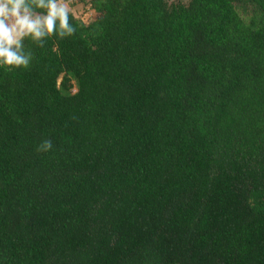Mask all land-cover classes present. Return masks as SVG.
Returning <instances> with one entry per match:
<instances>
[{"label":"trees","instance_id":"obj_1","mask_svg":"<svg viewBox=\"0 0 264 264\" xmlns=\"http://www.w3.org/2000/svg\"><path fill=\"white\" fill-rule=\"evenodd\" d=\"M174 1L0 61V264H264V0Z\"/></svg>","mask_w":264,"mask_h":264},{"label":"clouds","instance_id":"obj_2","mask_svg":"<svg viewBox=\"0 0 264 264\" xmlns=\"http://www.w3.org/2000/svg\"><path fill=\"white\" fill-rule=\"evenodd\" d=\"M36 7L47 8L44 16L33 15L26 0H0V61L9 66H29L30 57H24L12 50L15 45L20 47L21 39L31 36L35 39L45 35L52 36L57 31L59 21V36H72L76 32L75 26L69 25V4L65 0H36ZM52 147L51 140H45L39 151H48Z\"/></svg>","mask_w":264,"mask_h":264},{"label":"rangeland","instance_id":"obj_3","mask_svg":"<svg viewBox=\"0 0 264 264\" xmlns=\"http://www.w3.org/2000/svg\"><path fill=\"white\" fill-rule=\"evenodd\" d=\"M169 1L171 3H173L174 0H169ZM182 1H184L185 3H187L190 0H182ZM68 4H69V7L72 10V12H74L75 16H77L81 20H85V22H88V23L93 20V18H94L95 15H94V13L92 11H89L87 9V5L78 4V5H73L72 8H71L70 3H68ZM75 6H77V7H75ZM76 92H77V88L75 87L73 89V93H76Z\"/></svg>","mask_w":264,"mask_h":264},{"label":"built area","instance_id":"obj_4","mask_svg":"<svg viewBox=\"0 0 264 264\" xmlns=\"http://www.w3.org/2000/svg\"><path fill=\"white\" fill-rule=\"evenodd\" d=\"M76 1H78V0H66L65 2L71 4V3H74V2H76Z\"/></svg>","mask_w":264,"mask_h":264}]
</instances>
